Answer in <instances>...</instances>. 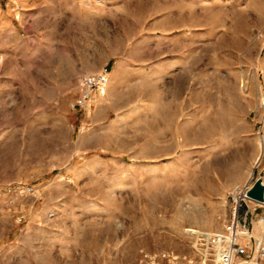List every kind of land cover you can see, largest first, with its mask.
<instances>
[{"label":"rangeland","instance_id":"1","mask_svg":"<svg viewBox=\"0 0 264 264\" xmlns=\"http://www.w3.org/2000/svg\"><path fill=\"white\" fill-rule=\"evenodd\" d=\"M170 54L201 71L203 123L91 133L84 76ZM256 182L264 0H0V264H218L206 240ZM247 211L254 249L264 211Z\"/></svg>","mask_w":264,"mask_h":264},{"label":"crops","instance_id":"2","mask_svg":"<svg viewBox=\"0 0 264 264\" xmlns=\"http://www.w3.org/2000/svg\"><path fill=\"white\" fill-rule=\"evenodd\" d=\"M199 55L198 58L195 55V61L201 60ZM178 59L179 56L171 54L150 57L149 63L141 56L120 59L111 71L107 91L92 93L89 119L94 129L91 133L102 134L107 125L128 117L134 119L131 123L138 125H201V71L197 80V73L192 77L187 68L177 63ZM167 132L171 134L173 129L169 127ZM171 139L169 137V141ZM254 231L260 232L258 223Z\"/></svg>","mask_w":264,"mask_h":264},{"label":"built area","instance_id":"3","mask_svg":"<svg viewBox=\"0 0 264 264\" xmlns=\"http://www.w3.org/2000/svg\"><path fill=\"white\" fill-rule=\"evenodd\" d=\"M109 84V70L104 69L100 73H88L84 76L79 95L76 99L73 109L78 112L88 110L92 93L99 91L104 93ZM254 183H247L243 187H238L229 195L231 204V220L225 228L226 246L221 252L218 264H264V244H257L253 249L244 240V234H247L246 218L249 214L247 211L244 218L241 219L240 211L243 205L251 203L264 211V195L262 193L261 200H254L249 197V192L253 188ZM262 191L264 190L263 187ZM264 221V215L261 218ZM251 236L247 238L250 241ZM244 241V242H243Z\"/></svg>","mask_w":264,"mask_h":264},{"label":"bare ground","instance_id":"4","mask_svg":"<svg viewBox=\"0 0 264 264\" xmlns=\"http://www.w3.org/2000/svg\"><path fill=\"white\" fill-rule=\"evenodd\" d=\"M260 186L261 187H264V184H260ZM262 193H263V195H264V190L262 191ZM260 230H261V233L262 234H260L262 237L264 236V222L263 223H261L260 225ZM196 233V232H195ZM201 236H203V235H201ZM245 236H247V237H245ZM249 236H252V234L250 235L249 233L248 234H244V236H243V238H244V240L245 239H247ZM203 237H205V236H203ZM209 238H208V240H206L207 242H211L215 247H216V249L218 250V254H217V257H218V260L217 261H219V259H220V255H221V245H222V242H225L226 243V241H224V239H223V237L224 236H222V235H217V236H208ZM205 239H206V237H205ZM224 249V248H223ZM223 251V250H222ZM204 264H206V262L204 263Z\"/></svg>","mask_w":264,"mask_h":264},{"label":"water","instance_id":"5","mask_svg":"<svg viewBox=\"0 0 264 264\" xmlns=\"http://www.w3.org/2000/svg\"><path fill=\"white\" fill-rule=\"evenodd\" d=\"M249 197L254 200H261L262 198V188L260 186V183L256 182L253 186V188L249 192Z\"/></svg>","mask_w":264,"mask_h":264}]
</instances>
